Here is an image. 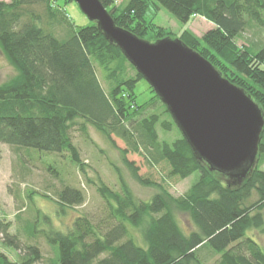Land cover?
<instances>
[{"label":"trees","instance_id":"trees-1","mask_svg":"<svg viewBox=\"0 0 264 264\" xmlns=\"http://www.w3.org/2000/svg\"><path fill=\"white\" fill-rule=\"evenodd\" d=\"M100 1L117 26L144 40L153 35V42L170 34L147 19L151 9H166L184 24L196 17L207 19L215 27L202 38L185 30L178 39L243 89L264 114V42L255 37L246 46L236 43L247 31L264 32V0ZM72 2L0 1V50L18 73L0 85V143L19 154L67 153L72 165L84 172L72 132L77 128L88 139V128L93 127L112 143L113 136L120 139L134 179L159 193L150 201L140 200L120 177V191L104 184L97 187L108 217L78 216L67 230L47 232L34 230L35 218H18L28 227V239L44 241L55 250L51 264H264V247L249 236L264 233V129L256 165L245 178L212 171L197 158L151 86L153 97L138 103L135 89L142 76L95 22L73 23L66 10ZM160 129L164 134L178 129V137L161 140ZM130 153L153 168L166 165L169 178L185 180L199 173V180L172 198L164 183L139 174L127 159ZM49 169L56 172L53 165ZM55 202L65 213L66 208L83 206L85 196L66 186ZM171 204L189 215L193 231L182 229ZM11 227L0 221V239L23 255L13 263L0 253V264L43 261L40 245L23 244L10 234ZM130 227H143V238L136 240Z\"/></svg>","mask_w":264,"mask_h":264},{"label":"rangeland","instance_id":"rangeland-1","mask_svg":"<svg viewBox=\"0 0 264 264\" xmlns=\"http://www.w3.org/2000/svg\"><path fill=\"white\" fill-rule=\"evenodd\" d=\"M0 1L10 2L11 0ZM126 1L117 0V4ZM66 10L75 25H90V20L75 2L69 4ZM147 19L153 21L157 27L164 29L173 39H177L185 30H191L197 37L202 38L207 31L212 29V24L204 17H196L184 24L166 9L159 12L151 9L147 14ZM255 37L264 42V32L258 35L247 31L240 39H237L236 43L238 46H246L249 40ZM154 39L152 35L147 38V41L153 42ZM98 75L103 86L106 87L99 69ZM17 77V71L0 50V85L9 83ZM135 93L140 104L153 97L150 85L144 79L137 84ZM159 131L161 140L173 142L178 137V129L168 134H164L161 129ZM88 133L89 138L87 139L77 128L72 132L73 141L79 147L81 160L85 164L84 172L72 165L67 153L46 155L33 150L19 154L12 147L0 143V221L4 224L11 223L10 234L18 235L23 244L40 245L43 261L37 264H51L55 259V250L44 241H39V243L30 241L28 239L30 237L25 234L28 227L25 228L26 225H23L18 218L22 217L30 221L35 218L34 230L37 232H47L51 228L67 230L78 216L106 218L109 210L98 194L97 187L104 184L114 191H120V177L126 181L134 195L140 200L150 201L154 195L159 193L158 189L145 187L134 179L124 161L122 150L126 146L120 139L113 136L112 143L93 127L88 128ZM127 159L139 168L141 176L164 183L167 194L172 198L182 196L200 177L199 173H194L185 180L169 178L167 176L169 169L166 165L153 168L143 157L133 153L128 154ZM50 165L55 167L56 172L49 169ZM262 169L264 170V166ZM66 186L82 191L85 203L75 209L66 208L64 213L55 200H57V193ZM171 206L182 229L186 233L193 231L189 215L177 209L173 204ZM143 229V227L131 228V233L136 240L143 238ZM249 236L254 237L264 247V233L254 231L249 233ZM0 253L5 254L8 261L13 263L19 262V254L23 255L22 250L15 251L5 247L1 239Z\"/></svg>","mask_w":264,"mask_h":264},{"label":"water","instance_id":"water-1","mask_svg":"<svg viewBox=\"0 0 264 264\" xmlns=\"http://www.w3.org/2000/svg\"><path fill=\"white\" fill-rule=\"evenodd\" d=\"M166 105L199 160L243 179L255 167L264 114L259 105L180 39H141L116 25L100 0H73Z\"/></svg>","mask_w":264,"mask_h":264},{"label":"crops","instance_id":"crops-1","mask_svg":"<svg viewBox=\"0 0 264 264\" xmlns=\"http://www.w3.org/2000/svg\"><path fill=\"white\" fill-rule=\"evenodd\" d=\"M211 23V22H210ZM212 24V23H211ZM215 26H214V24H212V29L214 28Z\"/></svg>","mask_w":264,"mask_h":264}]
</instances>
